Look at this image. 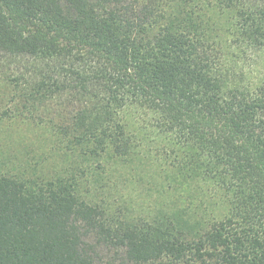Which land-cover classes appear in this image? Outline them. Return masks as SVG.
I'll list each match as a JSON object with an SVG mask.
<instances>
[{
    "label": "trees",
    "instance_id": "trees-1",
    "mask_svg": "<svg viewBox=\"0 0 264 264\" xmlns=\"http://www.w3.org/2000/svg\"><path fill=\"white\" fill-rule=\"evenodd\" d=\"M0 264H264V0H0Z\"/></svg>",
    "mask_w": 264,
    "mask_h": 264
}]
</instances>
